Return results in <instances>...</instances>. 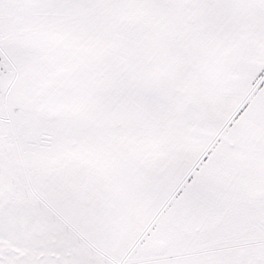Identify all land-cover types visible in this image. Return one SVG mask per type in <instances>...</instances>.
<instances>
[{"label":"snow or ice","instance_id":"snow-or-ice-1","mask_svg":"<svg viewBox=\"0 0 264 264\" xmlns=\"http://www.w3.org/2000/svg\"><path fill=\"white\" fill-rule=\"evenodd\" d=\"M0 264H264V0H0Z\"/></svg>","mask_w":264,"mask_h":264}]
</instances>
